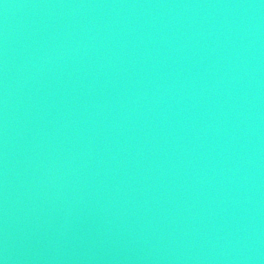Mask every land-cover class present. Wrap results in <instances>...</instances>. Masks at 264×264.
Masks as SVG:
<instances>
[{
    "label": "water",
    "instance_id": "95a60500",
    "mask_svg": "<svg viewBox=\"0 0 264 264\" xmlns=\"http://www.w3.org/2000/svg\"><path fill=\"white\" fill-rule=\"evenodd\" d=\"M0 264H264V0H0Z\"/></svg>",
    "mask_w": 264,
    "mask_h": 264
}]
</instances>
